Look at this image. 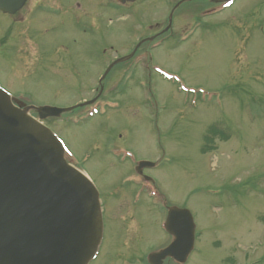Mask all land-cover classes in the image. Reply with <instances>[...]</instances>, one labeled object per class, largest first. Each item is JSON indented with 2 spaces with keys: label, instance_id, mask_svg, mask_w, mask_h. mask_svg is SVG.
<instances>
[{
  "label": "rangeland",
  "instance_id": "374dc122",
  "mask_svg": "<svg viewBox=\"0 0 264 264\" xmlns=\"http://www.w3.org/2000/svg\"><path fill=\"white\" fill-rule=\"evenodd\" d=\"M50 1L31 11L33 25L0 13V87L21 109L94 99L110 62L143 50L172 8ZM195 22L177 14L176 34L132 79L123 81L130 63L118 65L98 102L41 121L99 193L104 237L90 264H147L172 241L163 227L172 207L189 210L196 226L185 264H264V0H239L182 39ZM141 163L156 167L140 175Z\"/></svg>",
  "mask_w": 264,
  "mask_h": 264
},
{
  "label": "water",
  "instance_id": "95a60500",
  "mask_svg": "<svg viewBox=\"0 0 264 264\" xmlns=\"http://www.w3.org/2000/svg\"><path fill=\"white\" fill-rule=\"evenodd\" d=\"M25 1L0 0V10L14 14ZM30 110L14 107L0 90V264H89L103 234L98 192L66 161L57 138ZM67 111L43 107L38 118ZM166 227L173 241L149 262L170 258L184 264L195 240L190 212L171 208Z\"/></svg>",
  "mask_w": 264,
  "mask_h": 264
},
{
  "label": "flooded vegetation",
  "instance_id": "af4514ba",
  "mask_svg": "<svg viewBox=\"0 0 264 264\" xmlns=\"http://www.w3.org/2000/svg\"><path fill=\"white\" fill-rule=\"evenodd\" d=\"M27 0L24 4V6L16 12V14L9 15V14H3L0 12L2 15L6 16L7 19H9V22L11 25H17V26H22L25 23L26 24H32V19L30 17L31 11L35 8H49L52 2L50 0H41V1H31ZM89 1V0H86ZM109 4L115 5L116 7H121L123 5H120L119 2L116 0H106ZM145 1V0H140ZM173 1H175L173 3ZM239 0H165V2L169 3V7L172 6V8L169 10L168 17L165 19L166 23L165 25H162L158 31L155 32V36L150 39V41H156V40H165L170 37V35H175L176 33L173 31V19L174 17L178 14L180 16L181 20H196L194 23V26L191 28H186V31H180L183 35L181 36H187L190 38L192 35L196 33V31L205 26L203 24L204 21H208L209 19H213L214 17L223 15L226 13V11H229L233 9L237 2ZM139 2V1H137ZM134 2V3H137ZM231 2L232 5L230 7H225V4ZM127 4H133V3H126ZM174 4V5H173ZM60 8H75L77 7L74 4H58ZM43 21V20H42ZM44 24V21L43 23ZM161 23H157L155 27L159 26ZM42 27V26H41ZM41 27H38L39 29ZM158 28V27H157ZM162 37V38H161ZM160 38V39H159ZM142 49V48H141ZM150 48L146 47L143 50H135L132 54H134L133 58H138L137 64H133L132 68L134 66H139L141 63V59L139 58L140 56H145L149 55ZM135 58V59H136Z\"/></svg>",
  "mask_w": 264,
  "mask_h": 264
}]
</instances>
